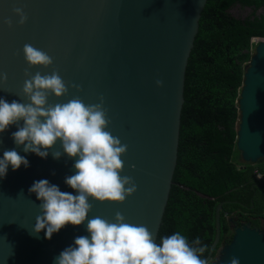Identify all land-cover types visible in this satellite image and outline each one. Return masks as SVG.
<instances>
[{
  "label": "water",
  "instance_id": "1",
  "mask_svg": "<svg viewBox=\"0 0 264 264\" xmlns=\"http://www.w3.org/2000/svg\"><path fill=\"white\" fill-rule=\"evenodd\" d=\"M205 0H0V98L27 103L24 81L53 71L68 87L65 96L49 95L48 103H67L78 97L86 105L100 103L107 109L106 129L127 145L121 176L131 177L137 191L123 203L92 205L88 219L115 222L120 212L125 222L146 226L155 240L167 200L176 158L179 113L183 101V77L197 20ZM21 8L27 20L20 24L14 12ZM11 20L12 25L6 23ZM253 50L244 65L236 99L235 148L244 162L264 156V37H253ZM30 44L47 53L53 63L29 67L23 47ZM157 81L162 85L158 86ZM77 85V87H72ZM22 125L23 122L21 121ZM15 125L0 133V158L15 149L29 161L0 179V264H54L55 258L78 236H90L87 220L71 224L45 238L32 230L41 215L40 203L29 188L46 179L62 192L77 193L65 184L74 175L77 158L66 154L60 142L46 159L25 153L12 139ZM258 180L252 185H261ZM214 207V235L204 258L207 264H264V230L239 222L229 239H219V209ZM229 220V219H228ZM215 253L211 257V251Z\"/></svg>",
  "mask_w": 264,
  "mask_h": 264
},
{
  "label": "clouds",
  "instance_id": "2",
  "mask_svg": "<svg viewBox=\"0 0 264 264\" xmlns=\"http://www.w3.org/2000/svg\"><path fill=\"white\" fill-rule=\"evenodd\" d=\"M14 12L20 16L19 23L24 24L27 17L23 10L15 8ZM6 23L11 27V20ZM23 53L30 68L48 67L53 63L47 53L30 44L24 45ZM25 75L30 76L22 88L27 103L18 100L9 103L0 98V133L15 125L18 130L12 132V139L17 146H23L25 153L46 159L59 141L63 151L51 152L54 159L64 154L77 158L75 174L65 178V184L76 195L62 192L46 179L35 181L29 188L41 201L42 212L36 217L32 231L38 235L46 230L45 238L51 239L66 225L79 226L87 220L90 234L76 237L74 245L64 249L54 264H207L201 258L207 245L201 246L199 237L190 244L184 235L176 232L162 237L157 244L146 226L126 223L120 212L116 213L115 222L98 216L88 219L92 208L89 198L102 203H123L137 191L131 177L120 175L124 164L121 157L126 154L127 145H122L118 137L106 130L110 120L103 97L100 103L91 105L78 97L67 103L49 104V95L60 98L68 93L59 73L37 72L32 76L26 70ZM0 80L6 81L7 75L0 73ZM156 83L162 85L161 81ZM21 165L27 168L29 161L15 149L5 150L0 158V179L6 178L9 166L16 171ZM256 179L263 180L261 175ZM229 264H240V261L232 257Z\"/></svg>",
  "mask_w": 264,
  "mask_h": 264
},
{
  "label": "trees",
  "instance_id": "3",
  "mask_svg": "<svg viewBox=\"0 0 264 264\" xmlns=\"http://www.w3.org/2000/svg\"><path fill=\"white\" fill-rule=\"evenodd\" d=\"M253 37H264V0H205L184 69L176 158L157 244L180 232L190 244L199 237L208 251L218 202L215 248L228 233L230 213L264 209V156L244 162L235 148L236 99ZM255 174L261 185H252ZM245 220L239 215L236 224Z\"/></svg>",
  "mask_w": 264,
  "mask_h": 264
},
{
  "label": "flooded vegetation",
  "instance_id": "4",
  "mask_svg": "<svg viewBox=\"0 0 264 264\" xmlns=\"http://www.w3.org/2000/svg\"><path fill=\"white\" fill-rule=\"evenodd\" d=\"M243 214L244 216H246L247 220H245V222H247L249 224V226L254 227V228H259V229H263L264 230V221L263 218H258L257 215H250L246 212H241V213H230L226 219L228 222V233L225 234V236L221 239L220 242H225L227 241V239L230 236V232L232 229V226L235 225L236 226V219L238 218L239 215ZM229 219V220H228ZM239 224V222H238Z\"/></svg>",
  "mask_w": 264,
  "mask_h": 264
},
{
  "label": "rangeland",
  "instance_id": "5",
  "mask_svg": "<svg viewBox=\"0 0 264 264\" xmlns=\"http://www.w3.org/2000/svg\"><path fill=\"white\" fill-rule=\"evenodd\" d=\"M233 11H234V13H236V12H238V9L236 8L235 9V7L233 8ZM243 11V10H242ZM241 11V12H242ZM246 11V9L243 11V12H245ZM254 46V45H253ZM253 46H252V50H253ZM238 156H239V154H238ZM262 213V214H261ZM255 215H257L258 216V218H263L264 219V209H262V210H260L258 213H255ZM264 221V220H263Z\"/></svg>",
  "mask_w": 264,
  "mask_h": 264
},
{
  "label": "built area",
  "instance_id": "6",
  "mask_svg": "<svg viewBox=\"0 0 264 264\" xmlns=\"http://www.w3.org/2000/svg\"><path fill=\"white\" fill-rule=\"evenodd\" d=\"M256 178H260V174H256Z\"/></svg>",
  "mask_w": 264,
  "mask_h": 264
}]
</instances>
